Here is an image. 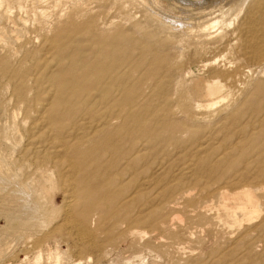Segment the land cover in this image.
I'll return each instance as SVG.
<instances>
[{
	"label": "bare ground",
	"instance_id": "6f19581e",
	"mask_svg": "<svg viewBox=\"0 0 264 264\" xmlns=\"http://www.w3.org/2000/svg\"><path fill=\"white\" fill-rule=\"evenodd\" d=\"M63 1L68 5L66 9L70 8L69 14L66 10L61 14L55 12ZM107 1L120 4L121 0ZM87 2V0H0V50L7 55L10 52L18 53L15 41L18 43V39L27 38L29 32L35 33L39 39L37 48L39 54L31 57V63L22 60L17 66H8L5 62L6 55H0L1 85L12 86V91L18 97V109L24 112L25 117L37 114L36 120L39 119V115H43L41 111L47 113L44 122L50 132L41 140L47 146H42L45 149L44 153L40 156L34 152L30 157L35 164V172L38 173L33 179L34 183L17 181L16 190L20 189L27 208L40 223L51 224L61 221L67 225L70 232L76 236L78 249L85 252L86 257L94 264H173V252L182 251L180 243L183 232L176 227L179 222L181 223L177 208L179 199L186 198L194 191L216 193L219 196V200H215L217 211L222 212L230 224L240 225L253 216V210L256 208L253 193L258 189H264V169L260 173L254 171L256 174L251 176L249 172L242 174V170L236 168L229 172L228 177L240 178L243 182L234 185L231 182L227 184L224 182L215 188H207L209 186L195 183V180L191 186L179 182L171 183L172 179L163 182L162 179L151 178L152 173H148L151 172V166L143 160L144 151L148 150L147 147L158 145L161 139H175L181 131L189 132L195 127L200 128L219 122L227 115L231 105L226 104L229 106L219 110H216V107L228 98L234 99L233 96L239 90L235 89L237 86L243 89L240 94L247 95L240 96V100H233V105H245L242 116L248 114L253 117L258 122L257 129L259 132L262 131L264 106H257L259 100L253 99H259L260 94H252V99H249V95L255 86L259 92L264 93V82L259 86L255 84L259 77L264 76V69L238 70V67L233 66L225 73L210 78L181 80L175 75V70L169 63L161 65L162 55L156 46L163 44L166 47L167 40H156L149 44L151 48L147 53H143L144 56L142 54L137 56L133 49L135 47L141 49L139 48L141 45H134L137 44L136 40L122 37L121 33L107 34L113 26V20L108 24L98 22L91 16L94 11L92 7L87 6ZM15 7L24 8L25 19L19 20L24 22V25L30 21L28 24L30 27L15 30L12 33L16 35L14 39L9 35L5 22L12 18ZM240 13L241 11L236 12L234 18L236 19ZM151 18L157 22L160 31H176L178 27L185 29L187 35L185 40L188 46L195 47L196 52H199L203 45L215 43L206 40L208 32L218 28L217 19H210L197 26L192 22H186L185 25L179 22L180 27L176 21L169 22L170 19L167 21L160 17V14L155 13ZM251 20H258L264 26V0L257 3V14H253ZM217 33L215 37L220 31ZM210 38L212 39V36ZM174 42L167 47L177 49L178 42ZM197 43L200 46H196ZM262 56L264 58V53ZM206 65L203 64L202 67ZM157 74L158 77L152 80V76ZM156 96L162 98L163 105L160 108L157 106L160 102L156 103L153 100ZM31 100L41 102L31 105ZM85 116L88 120L83 119ZM7 119V126L15 125L17 121L15 111L10 112ZM228 119L235 122L238 117L229 115ZM244 128L242 127V130ZM210 139L211 137L198 140L194 151L195 158L201 155L202 150L206 152L209 149L208 155L211 156L209 162L226 163L225 165L241 163L245 171L252 164L260 163L262 159L260 154L256 157L257 150L254 151L256 155L251 154L253 148L258 147L257 143L253 144L255 147L247 153L244 149L237 148V157L232 158L226 146H215L218 148L216 150L209 148ZM253 142L254 140L250 143ZM57 147L62 148L59 154L56 152L59 151ZM56 157L63 158L72 173L66 174L62 169L64 164L57 162ZM92 157L96 159L93 160ZM99 157L103 159L101 163L104 165L95 163ZM189 161L190 159L185 162ZM199 161L200 158L196 160L197 163ZM162 162L164 163V160ZM11 167L10 160L1 159L0 177L8 179L3 175L5 170L11 173L9 178L19 177ZM208 173L213 174L210 169ZM244 176L250 177V181ZM255 179L258 181L254 182ZM139 200L145 204L146 217H150V222L153 223L154 228L151 230L155 231L152 233L155 234L157 231L153 240L160 248L158 251L152 250L144 243L136 242L137 236L140 241L146 237L145 233L134 230L136 225L138 228V225L144 222L145 217L134 213ZM190 201L192 204L195 202ZM198 207L203 210L210 208L211 205L204 204ZM208 215L206 213V216ZM143 227L141 229H146ZM251 229L247 231L250 232ZM247 231L244 233H248ZM263 241L264 239L262 243ZM132 246L131 252L127 254L123 252ZM222 249L224 252L227 248ZM45 256L48 261L53 260L57 264H62L61 261L65 258L70 259L68 251H61L58 246L55 248L47 246ZM43 259V253L39 250L34 255L32 264H42ZM84 260L85 257H78L66 264H84Z\"/></svg>",
	"mask_w": 264,
	"mask_h": 264
},
{
	"label": "rangeland",
	"instance_id": "374dc122",
	"mask_svg": "<svg viewBox=\"0 0 264 264\" xmlns=\"http://www.w3.org/2000/svg\"><path fill=\"white\" fill-rule=\"evenodd\" d=\"M87 1V6L92 7L94 11L91 16L95 17L98 22H105L108 24L113 20V26H111V29L109 33L107 32V34L113 35L121 33L122 37H130L136 40L137 44L134 45H141L139 47L141 49L136 47L133 49L137 56H140L141 54L144 56L143 53H147L151 48L150 45L156 40H167V46L174 41L178 42L177 49H172L167 46L165 47L163 44L157 45L156 48L158 47V52L162 55L161 65H168L169 63L173 70H175V75H177L181 80L210 78L217 74L221 75L225 73L233 66L238 67V70H245L246 68L252 70L264 69V58L262 56V53H264V26L258 20H251L252 15L257 14V3L259 0H198V4L197 0H121L120 4L107 0ZM67 6L68 5L63 1L60 3V6L57 10H55V12L61 14L66 10L67 14H69L70 8L66 9ZM238 11H241V13L235 19L234 16ZM155 13L157 15L160 14V17H164L167 21L170 19L169 22L176 21L175 23L179 26L180 24L185 25L186 22H192L197 26L198 24L201 25L210 19H217L219 20L218 28L214 31L208 32L209 35L211 34L210 36H212V39L208 35V39L206 40L209 42L215 41V43L203 45V48L199 51L201 53L198 51L196 52L195 47L188 46L187 41L185 40L187 39L185 29H179L178 27L176 31H160L157 26V22L151 18V16L153 14L155 15ZM23 14V7H15L13 9L12 18L5 22L9 35H11L14 39L16 35L12 33H14L15 30L21 27H30V25H28L30 21L25 22L24 25V22L22 23L21 20H19L20 18L25 19V14ZM88 17H90V15ZM229 22H231L230 25ZM218 30L220 33L215 37V35L218 34ZM221 32L223 33L221 34ZM162 37L163 39H161ZM143 38L144 40H142ZM146 41H149L150 43ZM38 44L39 39L36 34L29 32L27 38L18 39V43L17 40L15 41V46L18 47V53L10 52L9 55H7V53H3L0 50V55H6L5 62L8 66H17L22 60L25 61V63H31V57L39 54L37 51ZM196 46H200V44L197 43ZM164 47L166 48L165 50ZM24 55L26 57H24ZM20 57L21 59H19ZM24 58H26L27 61ZM203 64L207 65L202 67ZM153 69H155V67ZM156 77H158V74L156 76H152V80L156 79ZM0 81H2L1 77ZM4 82H6V80ZM263 82L264 76L259 77L255 84L259 86L262 85ZM1 83L2 82H0V160H10L12 162L11 170L18 173L19 177H15L13 179L12 176V179L9 178L11 173H8L6 170L5 172L3 171V175H5L9 181H7L8 179L5 177H3L4 179L2 176L0 177V183L2 182L0 184V264H32V259L34 255L39 252V250H41L44 256L42 264H57L53 260L48 261L46 259L45 255L47 246L52 248L58 246L61 251H68L70 259H63L61 261L62 264L72 262V260L78 257H85L84 264H94L93 261L86 257L87 254L85 252L83 253L81 249H78V244L75 241L76 236L70 232L71 230L67 227V225L62 224L61 221L52 222L51 224L40 223V221L36 219L27 208V203L24 200L20 189L16 190V188L18 189L17 181L34 183L33 179L37 177L38 173L35 172V164L31 161L30 157L34 155V152H37L36 154L40 156L44 153L45 149L42 146H46V143L41 140L45 139L50 132L45 127L44 122V117L47 113L41 111L43 115H39V119L37 118L36 120L35 118L37 117V114H34L32 117H25L24 112L18 109V97L12 91V86H2ZM255 87L250 91L252 93L249 95V99H252V94L255 93L257 95L259 93V99H253L259 100L260 103L258 102L257 106H264V93L259 92L260 90H257ZM237 88L239 90L236 91V95L233 96L234 99H232V97L231 99L228 98V100L226 99L220 102L216 107V110H219L225 106H229L226 104L231 105L227 115L220 119L219 122H214L213 124L200 128L195 127L189 132L181 131L177 134L175 139H161L155 147H147L148 150L144 151L145 155H143V160L146 164L148 163L151 166V172L148 173H152L151 178L153 180L162 179L163 182H167L172 179L173 181L171 183L179 182L190 186L194 184L193 181L195 180V183H202L204 186H209L207 188H215L224 184V182L225 184L231 182L233 185L243 182V179L228 177L229 172H232L236 168H240L242 170V174L249 172L251 176L256 173H260L264 169V128L259 132L257 129L258 122L253 117L248 114H244L242 116L244 112L242 110L245 109V105H233V100H240V96L247 95L240 94L243 89L239 86L235 89ZM160 98L161 96H156L153 99L156 103L158 101L160 102L158 103L159 105H157L159 108L163 105L162 98ZM39 102L41 101L31 100V105H35ZM175 107L176 106H174V108ZM262 110H264V107H262ZM12 111H15L17 121L15 125L7 126V115ZM229 115L237 116L238 119L235 122H230L228 119ZM3 116L4 118L2 119L4 120L1 119ZM83 119L88 120L86 116ZM242 127L245 128L242 130ZM238 129H240L239 132ZM252 133L255 134L252 135ZM27 134L31 137L29 138ZM166 135H168V133H166ZM208 137H211V143H208L209 148L212 147L213 150H216L218 148L215 146H226L228 154L232 158L237 157V151L239 148H242V150L244 149L247 153L248 151L250 152L252 150L251 148L255 147V143H257L258 147H255L257 149L253 148V152L251 151V154H258L256 157L260 154L262 159H260V163L257 162V165L252 164L247 168L248 170L246 169L247 171H245L241 163L238 165H225L226 163L222 164L213 163L212 161L209 162L211 159L210 154L208 155L209 149L206 152H203L204 150H202L201 155L195 158L194 151L198 140L200 138L204 139ZM194 140L196 141L194 142ZM253 140L254 142L250 143ZM261 142L263 143L261 144ZM246 144L247 147L245 148ZM251 144L255 145L252 146ZM260 148H263V151ZM53 150L56 151L55 149ZM57 150H59L56 151L58 152L57 154L62 152V148L60 147H57ZM255 150H257V153L254 152ZM169 155L171 157H169ZM174 156L176 157L173 158ZM161 157L164 160V163L162 162L163 160ZM198 158H200V161L197 163L196 160H198ZM92 159L95 160L96 158L92 157ZM189 159L190 161L186 163L185 161ZM205 159L206 161H204ZM56 160L57 162L64 164L62 169L66 174L72 173L68 170L69 166L63 158L56 157ZM102 161L103 159L99 157L95 163L98 165L99 162L101 165H104L101 163ZM174 168L177 169L174 170ZM209 169L213 174L208 173ZM254 171H256V173H254ZM200 174L202 176H200ZM244 177L250 181V177ZM2 179H6L5 182ZM10 180L15 181L13 182ZM257 181L258 180L256 179L254 180V182ZM3 183L5 184L3 185ZM206 193L207 192L201 193L194 191L186 198L179 199L180 203L177 208L179 210L181 223L179 222L176 227L181 229L183 232L182 241L180 243L182 251L173 252V264H264V243H262V240L264 239V220H261L262 218L264 219V189L254 191V204L256 208L253 210V216L251 219L244 220L240 225L230 224L226 216L222 212L217 211L215 206L217 205L216 201L219 200V196L216 193ZM189 199L194 200V204H192ZM205 200L206 202H204ZM139 201L140 202H138L135 206L136 210L134 213L138 215L140 214L142 217L145 216L144 222L138 225V228L137 225L135 226L136 228L132 227L138 232L145 233L146 237L140 241L137 236L136 242L140 244L144 243L152 250L158 251L160 248L155 240H153L157 235V231L155 234L152 233L155 230H151L154 228L153 223L150 222V217H146L147 208L145 204H142V200ZM238 202L241 203V201ZM204 204H210L211 207L214 208L212 209L210 207L202 210L201 207H198V205ZM206 213L209 215L206 216ZM142 225L146 229H141L143 227ZM248 229H251V231L248 232ZM244 231H247L248 233H244ZM149 235L151 236L148 237ZM147 240L149 242H147ZM139 247L142 246H138V248ZM222 248L227 249L223 252ZM132 249L133 246L126 248L123 252L127 254L131 252ZM194 251L197 252L195 253ZM208 251L211 253H208ZM243 251L244 253H242ZM218 254L220 255L217 256Z\"/></svg>",
	"mask_w": 264,
	"mask_h": 264
}]
</instances>
